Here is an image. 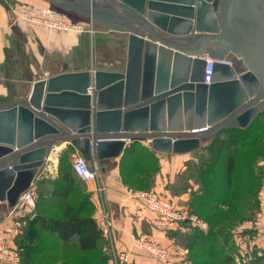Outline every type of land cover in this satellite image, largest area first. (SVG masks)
<instances>
[{"label": "water", "instance_id": "1", "mask_svg": "<svg viewBox=\"0 0 264 264\" xmlns=\"http://www.w3.org/2000/svg\"><path fill=\"white\" fill-rule=\"evenodd\" d=\"M97 1L124 13L126 67L70 71L64 64L29 95L0 106V203L9 208L57 141H66L57 157L73 146L88 160L117 158L147 140L160 153H187L264 111V57L237 42L229 26L240 0ZM205 56L215 59L210 83Z\"/></svg>", "mask_w": 264, "mask_h": 264}, {"label": "crops", "instance_id": "2", "mask_svg": "<svg viewBox=\"0 0 264 264\" xmlns=\"http://www.w3.org/2000/svg\"><path fill=\"white\" fill-rule=\"evenodd\" d=\"M14 1H23L37 6H48L49 4L59 8L58 10H66L81 21L91 22L94 32L51 33L38 27H28L16 20L11 8V3ZM126 26L123 12L97 0H0V106L13 104L25 95H29L34 82L61 72L64 64H68L70 71L123 70L128 60V45L123 30ZM229 26L237 42L264 57V0H240L230 11ZM118 43L123 44L122 51ZM117 51H121L123 55L121 59L117 57L120 60L115 61L113 66L107 65L100 56V54L105 57L119 56ZM74 54L75 59H73ZM127 142L129 143L128 140ZM134 143L147 148L151 147L150 140ZM65 145L66 141H57L52 146L44 169L32 184L31 188L38 195L34 207L36 215L65 218L63 211L62 215H58L60 207L56 202L60 199L71 202L69 207H73L74 211L82 217L89 216L98 219L100 213L106 210L113 219L112 233L115 253L127 254L130 264H164L153 259L145 251L132 248V242L138 235H147L153 241L173 250L176 245H179L182 248L177 253L179 264H191L188 260L187 248L180 238L183 233L187 232V227L182 226L176 230L166 231L156 227L154 213L136 205L135 201L129 197L127 189L132 187L123 181L120 166L121 160L126 155L125 150L117 158L99 161L101 174L98 181H85L74 173L75 182L71 192L65 197L57 196L59 194L55 190L57 188L54 187V183L57 181L64 183L59 173L61 157L69 153L74 163V158L80 154L75 147L71 146L63 150L60 157H57V153ZM150 149L154 150L152 147ZM191 152H154L159 163V172L156 173L155 186L152 187L176 204L178 202L187 204L191 198L203 195L204 189L200 182L190 179L194 187L189 188L188 192L183 189L180 181L182 178L177 176L178 172L182 171L184 161L190 158L189 153ZM139 175L144 176V172H140ZM99 186L102 191L99 190ZM191 189L196 190L192 195ZM177 205L180 206L179 203ZM10 218L11 209L6 203L1 202L0 224L9 221ZM31 219L33 218L27 217L25 226ZM35 227L38 228L37 225ZM236 229L237 227L232 229V240L235 239V246L229 249V253L240 264L242 252L252 247L248 234H239ZM37 231L45 236L44 241L47 242L46 246L49 251H53L50 250L52 248H55L57 252L59 250L64 255V260L71 264H101L103 256H106L107 260L102 264H114L108 240L105 245L100 243L96 248L83 250L79 247V236L74 235L70 243H65L56 234L47 230ZM21 234L14 241L18 249V245L24 247L31 242V233ZM50 240L54 242L53 245L49 243ZM253 254L255 257L253 264L264 263V236L258 240L257 245L253 246Z\"/></svg>", "mask_w": 264, "mask_h": 264}, {"label": "rangeland", "instance_id": "3", "mask_svg": "<svg viewBox=\"0 0 264 264\" xmlns=\"http://www.w3.org/2000/svg\"><path fill=\"white\" fill-rule=\"evenodd\" d=\"M15 2L23 1H14L13 3H11V8L12 4H14ZM48 6L56 10L59 9L49 4ZM62 12L66 15L70 22L82 24L83 27L82 32H62H94V27L91 22H86L84 20L81 21L78 17L74 16L72 13L66 10ZM118 47L121 48L122 51L123 44L118 43ZM121 51H117L119 53V56L113 55V57H105L102 54H100V56H102V59L107 63V65L113 66V64L116 63L115 61H119L121 59L123 55ZM117 57H120V59ZM75 58L76 55L73 57V59ZM230 135H235L238 140V143L235 147H233L232 149L228 146L224 147L221 154L219 155V144L215 142L213 137L206 138L204 139L200 148L189 153L190 158H188L187 161H184L182 171L178 172L177 174L178 177L182 178L180 179V181L183 184V189L187 190L188 192L190 191L189 188L194 187V184L191 183V180L193 179L195 182H200L203 188L207 190L212 189L214 191V193L212 194V199L218 200L217 198H215L218 195H220V200L227 199L228 197L230 198L229 203H226V206H223L221 208V213L219 216H217L219 222L216 225L215 230L218 231L219 234V230L222 227L225 233V235L224 233H220V238L224 236L225 238H227V234L228 231H230L231 225H236L235 227H238L242 222L248 219H252V217L254 218V215L258 210V193L261 185L264 183V112H262L257 117V119L253 122V126H251L249 129H246L244 131L239 129L232 130V134H228V136L223 134L222 137L228 139ZM136 149L139 151V155H136L134 157L129 156L126 160V165H129L131 167L134 165L135 161L140 160V170L145 171L146 175L141 177L138 173V176H136V178L132 180V183L143 186L140 189L152 188V186H155L154 178L156 176V173L159 172V163L156 159H154V156H152L153 154L149 152V150L146 151L142 150L141 148ZM230 155H233L236 159L238 158V163L235 167L236 172L234 171V174L232 176L231 185H228V182L226 180V161ZM71 159V155L67 153L63 159L64 164H68L69 167H71ZM191 191L192 195L196 190L191 189ZM56 203L60 207L58 215H62V211L64 212L67 204L71 202H66L60 199L59 202ZM178 203L180 207L186 208L191 213L197 214L191 210V200L187 201V204H180L181 202ZM207 214H209V210L207 211ZM193 231L195 230L188 228L187 232L183 233V235L180 236V238H182L181 240H183L182 243H184V246H187V243L189 242V237L187 238V236H191V233ZM50 241L51 242L49 243L53 245L54 242L52 240ZM43 245L46 246L47 242L43 241ZM233 246H235V243L234 245H232V247ZM221 248V245H219L218 249ZM228 248L229 245L227 243L226 250H222V253L220 252L218 260L219 264L224 259L223 257L226 255V253H229L227 252ZM209 249L205 250V252L210 251ZM202 256H204L205 258L208 257L207 253H202V255L196 254V257ZM29 258L30 257L28 256L23 258L22 264H61L62 261H66L64 260V255L62 253H58L57 251L36 255L33 259ZM233 259L234 263L238 264L236 258ZM260 264L264 263L261 262Z\"/></svg>", "mask_w": 264, "mask_h": 264}, {"label": "built area", "instance_id": "4", "mask_svg": "<svg viewBox=\"0 0 264 264\" xmlns=\"http://www.w3.org/2000/svg\"><path fill=\"white\" fill-rule=\"evenodd\" d=\"M12 10L16 20L28 27H38L48 32L83 31L82 24L70 22L66 15L59 10L49 6H36L27 2H15ZM207 60L205 82L210 83L212 78L213 63L215 59L205 56ZM73 168L76 174L85 181H98L101 174V165L98 159L88 160L82 154L74 158ZM32 187V186H31ZM29 188L25 190L15 207L11 209L9 221L0 224V264H22L20 250L15 245V239L22 233L26 225L27 217L34 218L36 213L34 207L38 200L37 193ZM99 190L102 191L101 186ZM127 193L136 205L142 206L154 213V224L162 230H176L182 226L190 229H208V222L191 213L188 209L178 206L173 200L152 187L146 190L127 189ZM99 227L109 242L113 253L114 264H130L128 255L115 253L113 246L111 214L104 210L98 216ZM239 234L247 233L252 249L242 252L240 264H253V246L257 245L260 238L264 236V183L258 193V211L254 218L242 222L236 229ZM132 248L143 250L153 259L164 264H179L177 253L182 250L176 245L175 250L153 241L147 235H138L132 242Z\"/></svg>", "mask_w": 264, "mask_h": 264}, {"label": "trees", "instance_id": "5", "mask_svg": "<svg viewBox=\"0 0 264 264\" xmlns=\"http://www.w3.org/2000/svg\"><path fill=\"white\" fill-rule=\"evenodd\" d=\"M260 114H258L245 128H241L239 126L229 127L221 132L214 134L212 137L215 140V142L219 144L218 154L219 155L221 154L222 149L224 147L228 146L232 149L238 143V140L235 135H230L229 138L226 139L225 137H222L223 134L228 136V134H232V130L239 129L244 131L246 129H249L251 126H253V122L257 119V117ZM136 148H141L142 150H146V151L149 150V152L153 154L152 156H154V159H156L154 150H151L150 148L148 149L147 147H144L143 145L138 143H131V145H129L124 151L126 155H124L123 159L121 160V164H120L121 173L123 176V181L127 185H129V187H132L133 189H137V190H146V189H140L143 186L132 183V180L136 178V176H138V173L144 172V175H146L145 171L140 170L141 161L140 160L135 161L134 165L131 167L129 165H126V160L129 156L134 157L136 155H139V151ZM66 154L67 153L63 154V156L59 161L60 177L63 179L65 184L60 181L54 183V187L57 188L55 190L57 194H59L57 196L60 197L62 196L65 197L66 195H68L71 192L73 183L75 182L74 173L76 172L74 171L73 163L71 164V167H69L68 164H64L63 162V159ZM237 163H238V158L236 159L233 155H230L227 158L226 180L228 182V185H231L232 176L234 174ZM203 189L204 190L202 196L191 198V205H192L191 210L197 213L201 218L207 220L209 227L206 230L193 229L195 231L191 233V236H187V238L189 237V242L187 243L186 246L189 254L188 260L191 264H219L218 260H219L220 252L222 253V250L223 251L226 250L227 243L229 245L227 252H229V249L232 248V245H234V240H232L233 239L232 234L230 233H232L231 229H233L236 225L230 226L231 232L228 231L227 238H225V236L222 238L219 237L220 233H224V231L222 227L219 230V234L218 231L215 230L216 225L219 222L217 216L220 215L221 208L223 206H226V203L227 204L229 203L230 198L228 197L227 198L228 200L227 199L220 200V195H218L215 197L218 200H214L212 199V194L214 193V191L212 189L211 190L210 189L207 190L205 188ZM40 203H42V200H40ZM69 205L71 204H67V208L64 211V216L66 217L63 219L55 218V217H45L37 214L36 217L28 221L27 226L23 228L22 234L31 233V239H30L31 242H29V244L25 245L24 247L18 245L19 249H23L20 250L22 262H23V258H25L26 256L30 257L29 259H33L38 254H46L57 251L54 250L55 248L50 249L53 251H49V248L43 245L45 236H43V234H40V232L37 231L39 229L47 230L52 234H56L65 243H70V239L74 235L79 236V240H78L79 247L83 250L96 248L97 246H99L100 243L102 245H105L107 239L102 233L97 219H94L93 217H89V216L82 217L79 215L77 211H74L73 207L71 206L69 207ZM208 210H209V214H207ZM256 214L254 215V217L256 216ZM36 225L38 226V228L35 227ZM219 245H221L222 247L221 249H218ZM207 249H209L210 251L205 252V250ZM58 253H60L59 250ZM202 253H207L208 257L206 258L204 256L196 257V254L202 255ZM223 258L224 259L222 260V262L219 261L221 262L220 264H236L234 263V259H233L234 257L233 255H231V253H226V255ZM106 260L107 257L103 256L102 263H104ZM61 264H71V263L68 261H62Z\"/></svg>", "mask_w": 264, "mask_h": 264}]
</instances>
